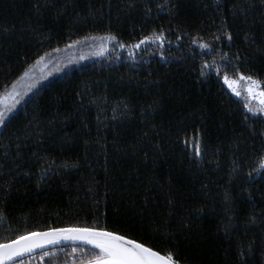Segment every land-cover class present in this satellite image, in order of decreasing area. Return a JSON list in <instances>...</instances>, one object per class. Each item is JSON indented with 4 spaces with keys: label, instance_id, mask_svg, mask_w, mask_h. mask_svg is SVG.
<instances>
[{
    "label": "trees",
    "instance_id": "obj_1",
    "mask_svg": "<svg viewBox=\"0 0 264 264\" xmlns=\"http://www.w3.org/2000/svg\"><path fill=\"white\" fill-rule=\"evenodd\" d=\"M162 2L0 0V95L46 53L87 38L111 46L39 85L0 127V243L105 227L190 264H241V250L243 264H264V177L248 175L264 157V117L224 85L237 76L220 59L239 53L264 91V3L171 0L174 15H157ZM161 28L162 46L132 47ZM213 33L218 51L199 48ZM202 65H213L205 76ZM45 251L17 264H81L99 250Z\"/></svg>",
    "mask_w": 264,
    "mask_h": 264
},
{
    "label": "snow or ice",
    "instance_id": "obj_2",
    "mask_svg": "<svg viewBox=\"0 0 264 264\" xmlns=\"http://www.w3.org/2000/svg\"><path fill=\"white\" fill-rule=\"evenodd\" d=\"M213 4L216 5L217 10H219L221 0H212ZM261 3H264V0H261ZM175 4H172L171 0H163L162 3L156 5L157 15L160 13L174 15ZM207 7V5H206ZM236 6L233 5V8ZM39 6H37V10ZM147 11L150 13L152 9L147 8ZM241 12L244 9H240ZM235 16V11L233 12ZM227 21L226 19H221V29H225L222 32V35L227 39V41H232L231 31H227ZM167 30L161 28L159 31H153L148 35H144L138 40V42L132 45L133 48H140L141 45L147 44L149 42L156 44L159 42L158 46H162L166 41L167 37L165 32ZM176 40L180 41L186 33H182L181 29H177ZM109 39H116L114 36H109ZM201 42L199 43V48L203 50H208L210 52L218 51V43L221 41V36L216 34H211V39L209 42H203V37H198ZM191 43L193 45L197 44V39L191 38ZM247 39V36L245 37ZM254 43V41H252ZM125 45L121 44L120 47ZM55 51H59L56 49ZM47 55V53L45 54ZM45 59V56H41L36 62L38 65ZM220 59L223 63V68L230 70L235 76L238 77V80H230L227 72L223 74V81L225 84L232 89L237 97L241 96V92L238 91L234 84L239 81L245 82L247 85L246 91L249 96L259 95L262 97L260 100L261 105H264V91L259 93L256 92V89L260 86V81L255 78V74L251 73L249 69L242 67L243 60L239 53L230 55L229 53L220 52ZM36 65H33L35 67ZM213 65H202L200 70V75L205 76L206 71L205 67L211 69ZM248 72V75L244 73ZM30 70H25L23 76L20 80L29 77ZM221 72L217 69V76L220 77ZM13 91L8 93L5 97H0V103H3L4 100L12 98L15 102V97L19 96V92L16 91L17 83H13ZM243 107L247 108L248 112L255 114V112L264 113V107L259 109H253L249 107L246 102H242ZM11 106H9L10 109ZM7 109H0V127H6V117L5 111ZM115 111V110H114ZM245 121L249 119L247 114L244 115ZM264 134V133H262ZM202 142L197 141L194 143V155L200 156L202 154ZM19 147V145H17ZM253 173L264 177V157L259 159L258 165L253 168V171L250 172L249 179H253ZM27 174V173H26ZM171 203V201H170ZM254 222V220H253ZM227 231V229H226ZM60 241H81L85 244L93 246L94 249L99 251H90L85 253L88 257L86 260L81 261V264H190L186 259L182 262L180 259L176 258V253L172 249L166 250H155L151 246H146L145 243L138 242L136 239H129L126 235H120L115 231L107 230L105 227H79V226H66V227H52L48 228L45 231H25L22 235H17L16 239L9 240L7 242L0 243V264H17V257H20L24 254H30L36 249H43L48 245H54ZM76 251V249H73ZM161 251H164L165 254H161ZM249 251L251 249L249 248ZM50 253L43 251L41 253V260L44 257L49 256ZM241 259V264L244 262L245 252L241 250L239 252ZM19 264H23V261H20Z\"/></svg>",
    "mask_w": 264,
    "mask_h": 264
},
{
    "label": "rangeland",
    "instance_id": "obj_3",
    "mask_svg": "<svg viewBox=\"0 0 264 264\" xmlns=\"http://www.w3.org/2000/svg\"><path fill=\"white\" fill-rule=\"evenodd\" d=\"M101 42H104L101 44ZM107 41L103 40H97L94 38H87L81 41L74 42L67 47L60 49L59 51L51 52L47 55H45V59L40 62L38 65L33 67V65L28 69L30 70V75L27 78H24L23 80H20L21 76L17 80V88L16 91L19 92V96L15 97L14 100L10 97L3 101V103H0V109H7L5 111V117L8 116L10 111L16 109L18 105H20L26 97L39 85L43 84L50 78L54 77L55 75L59 74L63 70L72 67L73 65H76L78 61L84 62L86 60H89L94 57H98L99 55H104L108 53L110 49V45H108ZM121 48H119V51ZM230 80H238L237 78H229ZM224 83V81H223ZM224 85L230 90V92L235 96V93L232 91L231 88L227 84L224 83ZM13 86V85H12ZM10 87L6 92H4L0 97L7 96L8 93L13 91V87ZM233 87H235L238 91L241 92V96L237 97L241 102H246L249 107L253 109H259L261 107H264V105H261L260 100L262 97L259 95L256 96H249L247 94L246 88L247 85L243 81H239L238 83L234 84ZM263 91L262 86H260L256 89V92L259 93ZM9 106L10 109H9ZM245 108V107H244ZM247 110V108H245ZM248 111V110H247ZM253 114V113H252ZM254 115H261L264 117V113L262 112H255Z\"/></svg>",
    "mask_w": 264,
    "mask_h": 264
},
{
    "label": "water",
    "instance_id": "obj_4",
    "mask_svg": "<svg viewBox=\"0 0 264 264\" xmlns=\"http://www.w3.org/2000/svg\"><path fill=\"white\" fill-rule=\"evenodd\" d=\"M47 230V229H45ZM45 230H41V231H45ZM14 240V239H13ZM63 246H85V247H90V248H93V246L91 245H88V244H85L81 241H76V242H73V241H60L59 243L57 244H54V245H48L46 246L45 248L43 249H36L34 252L30 253V254H24V255H21L20 257H17V261L23 259V258H26L28 256H31L33 254H36V253H39L41 251H45V250H48V249H52V248H58V247H63ZM163 255V254H162Z\"/></svg>",
    "mask_w": 264,
    "mask_h": 264
}]
</instances>
